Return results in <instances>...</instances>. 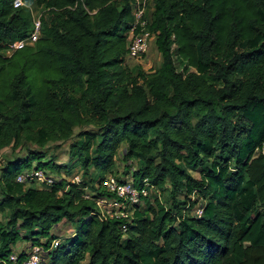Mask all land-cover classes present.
<instances>
[{
	"label": "trees",
	"instance_id": "trees-1",
	"mask_svg": "<svg viewBox=\"0 0 264 264\" xmlns=\"http://www.w3.org/2000/svg\"><path fill=\"white\" fill-rule=\"evenodd\" d=\"M20 1L0 0V158L78 127L69 153L93 174L26 188L16 176L34 159L58 178L65 166L39 152L3 160L0 264L19 240L42 246V264H264V0H153L146 28L162 60L150 75L122 64L133 0ZM32 7L37 41L4 56L32 31ZM118 152L143 160L129 179L168 189L171 207L149 195L147 215L95 216L84 195H107ZM64 219L75 232L61 242Z\"/></svg>",
	"mask_w": 264,
	"mask_h": 264
},
{
	"label": "built area",
	"instance_id": "built-area-1",
	"mask_svg": "<svg viewBox=\"0 0 264 264\" xmlns=\"http://www.w3.org/2000/svg\"><path fill=\"white\" fill-rule=\"evenodd\" d=\"M21 4L20 0H15L14 6ZM40 16L33 17V29L29 35L12 43L8 49L15 50L26 45H33L40 35ZM132 26L130 28V42L127 46L126 53L123 55L122 64H126L128 60L140 59L149 48L150 42L156 39V34L147 30L145 17V11L142 3L139 0H133L132 2ZM139 29V32H135ZM53 177L43 169L32 168L31 170H25L20 172L16 176V181L25 185H34L35 187H41L43 185H49L52 183ZM77 182L78 179H72V182ZM143 185L137 188L131 179L119 180L113 174H107L99 183L107 195L94 196L91 194L84 195L85 198L92 199L96 205L95 216L101 220L113 217H129L132 213L135 205L141 206L143 197L149 196L150 192L155 191L152 186L148 184L146 179H143ZM144 203V202H143ZM144 205V204H143ZM202 210L200 207L196 209V215L199 216ZM121 229H126L125 225H122ZM59 239L51 242V248L58 246ZM27 254L22 264H42V258L44 255L41 245H29L26 250ZM8 260L15 264L17 260V252H11ZM8 262V261H6ZM3 261V264H6Z\"/></svg>",
	"mask_w": 264,
	"mask_h": 264
},
{
	"label": "rangeland",
	"instance_id": "rangeland-1",
	"mask_svg": "<svg viewBox=\"0 0 264 264\" xmlns=\"http://www.w3.org/2000/svg\"><path fill=\"white\" fill-rule=\"evenodd\" d=\"M140 3H142L145 11V17L146 19H149L151 16V13L154 10V2L153 0H139ZM33 10V17H37L41 15V9L32 7ZM13 53V50L11 49H5L2 51V54L4 56H9ZM162 60L161 54L158 51L156 45H155V40H152L150 42L149 48L147 49L146 53L140 58V59H131L126 62V66L128 69L132 71L133 74H136L138 72H143L145 74L150 75L153 73L160 65ZM183 68V64L180 65V69ZM78 127L74 129V134L71 140L67 141H48L47 144L44 146L43 149L38 148L34 142L32 141H27L24 140L21 143V147H18L15 150H10L8 149L6 152H4L0 158V164L3 162V160H8L11 159L15 156H25L30 152H39L40 154L45 153V156L42 157V161L47 162L50 158L53 159L54 163L56 165H64L65 166V171L59 175L60 177H57V174L54 172L48 171L53 178L59 180V179H64L65 181H72V179H78L77 182L80 180H85L86 182L88 181V176L90 174H93L92 169L90 170L89 174H84L82 168L75 164L73 160L71 159V155L69 153V145L73 139H75V134L78 132ZM71 159V160H70ZM115 164L112 168V173L114 176L120 178V179H129L131 176V173L133 172L134 168H136L138 165L142 164L143 160L141 158H133L129 161L123 160L121 153L118 152L116 159H115ZM37 160L34 159L32 164L30 166H23L22 171L25 170H31L36 164ZM45 168V167H44ZM47 169V168H46ZM50 170V169H49ZM195 176H198V172H193ZM94 176V175H93ZM76 182V181H75ZM29 185H26L25 187L27 188ZM34 186V185H32ZM35 187V186H34ZM151 196L150 199V204L154 205L153 198L158 197L159 202L169 208L171 207V199L169 197V191L168 189H162L161 192L159 190L158 192L155 193V191L149 193ZM192 200L194 201L195 198L192 196ZM200 201L194 204L193 210H190V213L195 214L196 209L198 207ZM143 201L141 202L140 205H143ZM142 207V210L144 211L145 215L148 214L147 208L148 205L146 204L144 207ZM0 218H4V214L0 215ZM75 232V225L69 221H66L65 219L59 222L54 228L52 229V233L56 234L59 239H61V242L64 240L63 238L66 236H70ZM29 242L25 240H19L16 245L13 247L14 252H19L21 250H27L29 247ZM44 257V256H43ZM43 259V258H42ZM233 259L235 262H238L239 260L233 256ZM81 264H87L86 262H82Z\"/></svg>",
	"mask_w": 264,
	"mask_h": 264
}]
</instances>
